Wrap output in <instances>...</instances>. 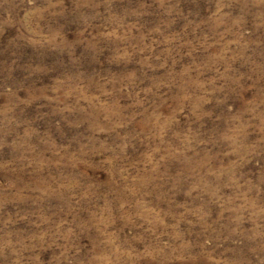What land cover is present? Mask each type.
Wrapping results in <instances>:
<instances>
[{"label": "clouds", "instance_id": "9594fccd", "mask_svg": "<svg viewBox=\"0 0 264 264\" xmlns=\"http://www.w3.org/2000/svg\"><path fill=\"white\" fill-rule=\"evenodd\" d=\"M261 160L264 0H0V264H264Z\"/></svg>", "mask_w": 264, "mask_h": 264}, {"label": "rangeland", "instance_id": "374dc122", "mask_svg": "<svg viewBox=\"0 0 264 264\" xmlns=\"http://www.w3.org/2000/svg\"><path fill=\"white\" fill-rule=\"evenodd\" d=\"M202 2H203V0H202ZM208 9H207V7L205 8V11H207ZM261 166H264V160H261ZM249 168H255L256 167V164H255V161L253 162V164H251V165H249L248 166Z\"/></svg>", "mask_w": 264, "mask_h": 264}]
</instances>
